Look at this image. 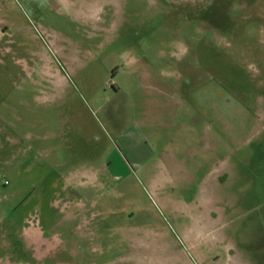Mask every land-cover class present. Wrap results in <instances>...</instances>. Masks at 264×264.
<instances>
[{
    "label": "rangeland",
    "instance_id": "374dc122",
    "mask_svg": "<svg viewBox=\"0 0 264 264\" xmlns=\"http://www.w3.org/2000/svg\"><path fill=\"white\" fill-rule=\"evenodd\" d=\"M4 180L0 264H264V0H0Z\"/></svg>",
    "mask_w": 264,
    "mask_h": 264
},
{
    "label": "crops",
    "instance_id": "0c3cea01",
    "mask_svg": "<svg viewBox=\"0 0 264 264\" xmlns=\"http://www.w3.org/2000/svg\"><path fill=\"white\" fill-rule=\"evenodd\" d=\"M29 239H30V241H32V242H36V243H38L39 244V241H41V233H40V231H38V230H31V233L29 234ZM38 244H37V246H38Z\"/></svg>",
    "mask_w": 264,
    "mask_h": 264
},
{
    "label": "built area",
    "instance_id": "2783aa9c",
    "mask_svg": "<svg viewBox=\"0 0 264 264\" xmlns=\"http://www.w3.org/2000/svg\"><path fill=\"white\" fill-rule=\"evenodd\" d=\"M8 185V181L7 180H4L2 183L0 182V186H7Z\"/></svg>",
    "mask_w": 264,
    "mask_h": 264
}]
</instances>
